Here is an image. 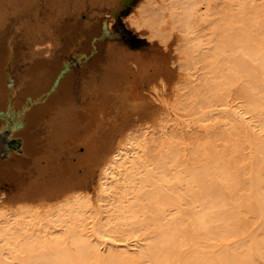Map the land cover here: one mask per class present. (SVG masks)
Returning <instances> with one entry per match:
<instances>
[{
	"label": "bare ground",
	"instance_id": "1",
	"mask_svg": "<svg viewBox=\"0 0 264 264\" xmlns=\"http://www.w3.org/2000/svg\"><path fill=\"white\" fill-rule=\"evenodd\" d=\"M120 14L180 32L151 124L117 111L158 66L106 42ZM5 129L0 264H264V0H0Z\"/></svg>",
	"mask_w": 264,
	"mask_h": 264
},
{
	"label": "rangeland",
	"instance_id": "2",
	"mask_svg": "<svg viewBox=\"0 0 264 264\" xmlns=\"http://www.w3.org/2000/svg\"><path fill=\"white\" fill-rule=\"evenodd\" d=\"M124 15L125 14H120L116 20L109 22L112 24L111 33L114 35V38H112V39L108 38V39H106V42L107 43L108 42L121 43L123 45H126L127 47H129L133 51L141 52V53L144 52L146 54L148 53L150 56L155 57L156 60L154 59L155 61H152V63L156 62L158 66H155L153 68L150 67V69L148 71L149 73L147 72V74L144 75L142 80L139 77L136 78L137 80L135 79V82H133V84H132L133 89L130 90V92L126 96L119 99L118 104L120 107L118 106L117 111H119L120 109L121 110L124 109L126 106V108L124 110H126V109L129 110L131 112V114L134 113V116H132V117L143 116L142 118L138 117L141 122H149V121L151 122L152 121V123H154L159 116V115H157V116L155 115V114H157L155 111H158L160 109V106L161 107L163 106V104H162L163 102H164V105L166 102L173 103L174 99L176 98L175 93H177L178 88L181 85L182 80H180V79H182V76L178 75V74H182V73L184 74V72H183L184 70L183 71L181 70L182 73L179 71L180 70L179 67L181 66L180 65L181 64V58L180 57H182V55L180 56V55H178L179 53H177V52H181V47H180L181 45H180V43H178V42L182 41L181 36H180V32L177 31L178 29H176L175 27H172V24H170V25L167 24L169 26L166 25L167 27L162 32V34L164 36L161 35V37L157 36L155 34L154 30L152 31L148 28H140L137 31V30H134L131 26H128L127 22L123 18ZM164 27H165V25H164ZM179 37H180V39H179ZM175 47H177V48H175ZM42 56L46 57V55L44 53L42 54ZM177 56H179V58ZM180 68H182V67H180ZM162 70H164V71H162ZM148 75H150V76H148ZM159 83H161V85ZM154 86H155V88H154ZM157 87L159 88L158 89L159 91L157 90L158 92H156ZM155 92L158 95H156ZM160 96L162 97V99H160ZM174 96H175V98H174ZM155 97L157 98V100ZM163 97L165 98V100H163L164 99ZM139 98H140V101H139ZM154 98H155V100H154ZM134 99H136V100L134 101ZM156 101L158 102V104ZM160 102H162L161 105H160ZM141 103H143V104H141ZM136 106L139 107L138 111L137 112L132 111V107H136ZM141 106H142V109L140 108ZM150 107H151V109H150ZM147 108L150 109V111H149L150 113H148ZM145 109L147 112L145 111ZM139 110H140V112H139ZM151 112H153L154 116H152ZM118 118H119V114H117V116L113 117V119L110 120L109 125L115 124V122L118 121ZM144 119H147V121ZM152 119H155V121ZM20 130L21 129H18L16 131L19 132ZM17 132H16V136H19V134H17ZM80 148H82V147L80 146ZM14 155H20V153L19 152L14 153ZM5 159H7V158L6 157L0 158V160H5ZM80 173L82 174V171H80ZM88 176L89 175H87V174L86 175L84 174V176H82V175L80 176L81 178L83 177L81 179L83 181V183H81L80 185H78V187H76V191H79L80 194H82V195L89 196V197L93 198L95 195L94 192L96 189V181L94 179L95 177L93 179H90L91 177H88ZM86 181H88V182H86ZM93 188H94V190H93ZM81 190H82V192H81ZM53 201H57V200H52V201L44 202V203H43V201L42 202H39V201L34 202V203H32L33 204L32 207H34V209H36V210H39L40 208L43 210V208H45L44 207L45 203H46L45 206L47 208L51 205L53 207L54 204H56ZM5 203L7 204V206L5 205ZM50 203H51V205H47ZM2 204L3 205H1V206L4 209V211L11 212V211L15 210V209H12L13 207L14 208L16 207L15 204H12L10 202H3ZM38 207H40V208H38Z\"/></svg>",
	"mask_w": 264,
	"mask_h": 264
},
{
	"label": "water",
	"instance_id": "3",
	"mask_svg": "<svg viewBox=\"0 0 264 264\" xmlns=\"http://www.w3.org/2000/svg\"><path fill=\"white\" fill-rule=\"evenodd\" d=\"M9 150L20 151L19 139L9 138L8 130L0 131V158H5Z\"/></svg>",
	"mask_w": 264,
	"mask_h": 264
}]
</instances>
